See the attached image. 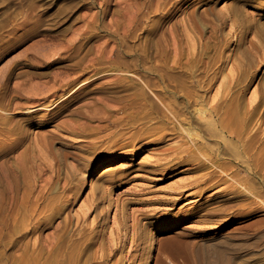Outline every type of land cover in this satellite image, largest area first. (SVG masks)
I'll use <instances>...</instances> for the list:
<instances>
[{
    "label": "rangeland",
    "instance_id": "obj_1",
    "mask_svg": "<svg viewBox=\"0 0 264 264\" xmlns=\"http://www.w3.org/2000/svg\"><path fill=\"white\" fill-rule=\"evenodd\" d=\"M263 20L264 0H0V264H52L64 257L69 263L62 264H146L154 238L151 264H264V162L252 159L264 153V111L237 140L206 119L198 122L195 105L182 125L168 107L187 103L183 85L195 89L187 65L204 78L215 69L228 73L237 81L235 93L241 91L242 109L252 106L256 93L263 99ZM256 129L257 141L249 143ZM186 145L194 153L184 159ZM176 155L179 163L164 170ZM183 188L175 204L145 200ZM125 218L129 225L122 228ZM137 220L150 221L147 241L134 232ZM66 227L70 256H50ZM118 230L128 234L126 242ZM172 238H181L189 255L185 249L171 256L163 243Z\"/></svg>",
    "mask_w": 264,
    "mask_h": 264
},
{
    "label": "bare ground",
    "instance_id": "obj_2",
    "mask_svg": "<svg viewBox=\"0 0 264 264\" xmlns=\"http://www.w3.org/2000/svg\"><path fill=\"white\" fill-rule=\"evenodd\" d=\"M245 3V2H244ZM248 3V2H247ZM250 3V2H249ZM238 6V5H237ZM234 8H236V7H234ZM239 8V7H238ZM246 8V7H245ZM242 10H243V8H242ZM234 11V10H233ZM240 10H238V12H239ZM242 12V11H241ZM234 13V12H233ZM236 13V12H235ZM234 13V14H235ZM241 14V13H240ZM239 14V15H240ZM246 15V14H245ZM223 18H224V16H223ZM228 18H230V17H228ZM259 19V18H258ZM254 20V19H253ZM264 21V20H263ZM251 22V21H250ZM255 22V21H254ZM259 22H260V20H259ZM258 22V23H259ZM254 24V23H253ZM261 24V23H260ZM263 24H264V22H263ZM250 25V24H249ZM258 25V24H257ZM244 27V26H243ZM247 27V26H246ZM255 27V26H254ZM256 27H259V25L258 26H256ZM255 27V28H256ZM250 28H251V26H250ZM253 28V27H252ZM251 28V29H252ZM244 32V31H243ZM257 32V31H256ZM243 34V33H242ZM240 35V34H239ZM244 35V34H243ZM257 35V34H256ZM241 37H242V35H241ZM244 39V38H243ZM260 39H262V38H260ZM214 40V39H213ZM216 41V40H215ZM215 41H213V42H215ZM235 41V40H234ZM252 41V40H251ZM263 41V40H262ZM222 42V41H221ZM243 42V41H242ZM256 42V41H255ZM240 43H241V41H240ZM260 43H261V41H260ZM213 44V43H212ZM217 45H218V42L216 43ZM243 44V43H242ZM249 44V43H248ZM262 44V43H261ZM252 46V45H251ZM206 47V46H205ZM212 47V46H211ZM213 47H214V44H213ZM217 47V46H216ZM241 47V46H240ZM254 47V46H253ZM256 47V46H255ZM258 47V46H257ZM260 47V46H259ZM215 50V49H214ZM246 50V49H245ZM259 50H261V49H259ZM181 51V50H180ZM219 51H220V49H219ZM262 51V50H261ZM169 52V51H168ZM182 52H183V50H182ZM214 52V51H213ZM244 52V51H243ZM254 52V51H253ZM148 53V52H147ZM193 54H195V52H193ZM200 54V52H198V54H197V58H198V56H200L199 55ZM206 54V53H205ZM220 54V53H219ZM260 54V53H259ZM258 54V55H259ZM201 55H203V54H201ZM221 55H222V53H221ZM218 56V54H217V51H216V56H214L215 58L218 56V58L220 57H222V56ZM234 55V54H233ZM254 55V54H253ZM257 55V54H256ZM263 55V54H262ZM194 55H192V57H193ZM226 56V55H225ZM255 56V55H254ZM191 57V58H192ZM213 57V58H214ZM249 57V56H248ZM251 57H252V52H251ZM256 57V56H255ZM259 57V56H258ZM191 58H190V60H191ZM196 58V59H197ZM200 58H202V57H200ZM214 58V59H215ZM219 58V59H220ZM229 59V58H228ZM257 59V58H256ZM256 59H255V62H256ZM259 59H260V57H259ZM188 60V59H187ZM185 61V62H188V61ZM201 60V59H200ZM224 60V59H223ZM216 61V60H215ZM217 61L219 62V60L217 59ZM251 61V60H250ZM260 61H261V59H260ZM169 62V61H168ZM184 62V61H183ZM185 62H184V64H185ZM190 62H192V60L190 61ZM204 62V61H203ZM244 62H246V61H244ZM182 63V62H181ZM195 63V62H194ZM193 63V64H194ZM197 63V62H196ZM216 63V62H215ZM215 63L214 64H212L213 66L215 65ZM247 63V62H246ZM249 63V62H248ZM200 64V63H199ZM207 64V63H206ZM223 64H224V62H223ZM181 65V64H180ZM186 65H187V63H186ZM191 65V64H190ZM202 65V64H201ZM200 65V66H201ZM218 65V64H217ZM249 65V64H248ZM191 66H194V67H189L188 65H187V68L186 67H184V68H186L185 70H184V72L185 73H187V74H189L191 77H196L197 78V76L198 77H200V75H197V76H195V73H196V71L199 69L198 67H195L196 65H191ZM198 66V65H197ZM199 66V67H200ZM244 66V65H243ZM254 66V65H253ZM179 67H181V66H179ZM216 67V66H215ZM214 67V68H215ZM221 67H222V65H221ZM239 67V66H238ZM247 67V66H246ZM135 68V67H134ZM133 68V69H134ZM159 68H160V66H159ZM204 68V67H203ZM205 68H206V66H205ZM213 68V67H212ZM213 68V69H214ZM230 68V67H229ZM253 68V67H252ZM178 69V68H177ZM176 69V70H177ZM210 69V67L208 68V70ZM224 69V68H223ZM226 69V68H225ZM224 69V70H225ZM230 69H232V68H230ZM247 69V68H246ZM148 70H150V69H148ZM166 70V69H165ZM205 70V69H204ZM211 71H212V69H210ZM209 70V71H210ZM217 69H215V70H213L210 74H207V78H204V77H206V76H204V77H200V78H194L193 80H192V83H193V85H194V87H195V89H196V91H195V89H193L192 90V88L189 86L190 84H188V86H184L183 85V83H182V85H183V87H182V89H186V91H184V95H186L187 96V98H188V101H187V103L185 104V105H183V106H181V107H179V106H176V105H173V106H168L169 107V110H170V113H172L171 115H173L174 117H177V123H179L180 125H182L187 119V117H186V109L188 108V107H191L192 105H195L194 107V114L196 113L198 116H196V118H198V122H201V121H204L205 122V120L204 119H206V123H207V125H208V127H212V129H216L217 131H223V132H225V134H227L228 136H230V138L231 139H237V140H241L242 139V135H244L243 133H244V131L246 130V129H249V128H247L249 125H252L254 122H257L259 119H262V117H263V111H264V103H263V99H264V97H263V99H262V97L260 98L259 97V99H258V95H257V93H256V95L255 96H257V99H255V98H253V99H255V101L253 102V104H252V106L251 107H247V109H244V107H243V109H242V106H243V101L241 100V97H242V95H240V93H241V91H240V89H239V93H235V87L238 85L236 82H234L233 81V78L228 74V73H223V71H221V73L220 72H218V71H216ZM151 71V70H150ZM203 72V71H202ZM207 72V71H206ZM226 72H227V70H226ZM242 72V71H241ZM244 72H247V70L246 71H244ZM181 73V72H180ZM185 73H184V75H185ZM248 73V72H247ZM133 74V73H132ZM147 74V73H146ZM186 74V75H187ZM201 74V73H200ZM206 74V73H205ZM244 74H246V73H244ZM134 75V74H133ZM186 75L184 76V77H186ZM243 75V74H242ZM241 75V76H242ZM248 75V74H247ZM246 75V76H247ZM168 76H170V75H168ZM254 76V75H253ZM136 77V76H135ZM189 77V76H188ZM244 77V76H243ZM190 78V77H189ZM188 78V79H189ZM171 80V79H170ZM246 80V79H245ZM248 80V79H247ZM146 81V80H145ZM240 81V80H239ZM85 82H87V81H85ZM85 82H82V83H80L79 85H81V84H84ZM187 83H188V81H186ZM147 83V82H146ZM240 83V82H239ZM250 83V82H249ZM248 83V84H249ZM147 84H149V83H147ZM156 84V83H155ZM250 85V84H249ZM248 85V86H249ZM129 86V85H128ZM132 86H134V85H132ZM135 86H136V84H135ZM192 86V85H191ZM264 86V85H263ZM158 87V86H157ZM216 87V90H215V92H214V94H212L211 96H208L207 95V92L209 91V90H213L214 88ZM245 87V86H244ZM77 88H78V86L76 87H73L69 92H68V95L69 94H71V93H73L74 91H76L77 90ZM128 88V87H127ZM180 88H181V86H180ZM247 88V87H246ZM141 89H143V88H141ZM136 90H138V89H136ZM150 90H152V88L150 89ZM242 90H244V89H242ZM263 90H264V88H263ZM144 91V90H143ZM237 91V90H236ZM135 92V91H134ZM147 93V92H146ZM209 93H211V92H209ZM144 94V93H143ZM164 94V93H163ZM242 94H244V93H242ZM255 94V93H254ZM264 94V93H263ZM65 95V94H64ZM158 95V94H157ZM169 95V94H168ZM159 96V95H158ZM163 96V95H162ZM182 96V95H181ZM62 97H63V95H62ZM66 97V96H65ZM68 97V96H67ZM166 97V96H165ZM247 97V96H246ZM245 97V98H246ZM161 98V97H160ZM163 98V97H162ZM184 98V97H183ZM159 99V98H158ZM242 99H243V97H242ZM160 100V99H159ZM164 101V100H163ZM169 101V100H168ZM247 101V100H246ZM60 102V101H59ZM134 102V101H133ZM132 102V103H133ZM138 102V101H137ZM141 102V101H140ZM207 102H209V104H208V106H206L207 105ZM249 102V101H248ZM251 102V103H252ZM135 103H136V101H135ZM143 103V102H142ZM166 103V102H165ZM171 104V103H170ZM103 105V104H102ZM166 105V104H165ZM50 106V105H49ZM105 106V105H104ZM248 106H250V105H248ZM143 107V106H142ZM48 108H50V107H48ZM135 108V107H134ZM133 108V109H134ZM149 108V107H148ZM158 108V107H157ZM160 108V107H159ZM35 109H36V107H35ZM78 109V108H77ZM96 109V108H95ZM109 109V108H108ZM168 109V108H167ZM32 110V109H31ZM34 110V109H33ZM146 110V109H145ZM150 110V109H149ZM147 111V110H146ZM190 111V110H189ZM76 112V111H75ZM130 112V111H129ZM148 112V111H147ZM80 113V112H79ZM150 113V112H149ZM86 115V114H85ZM143 115V114H142ZM152 115V114H151ZM182 115H184V117L182 118L181 116ZM173 117V118H174ZM179 117H181V119L179 118ZM103 118V117H102ZM108 118V117H107ZM192 118V117H191ZM3 119H4V117H3ZM9 119V118H8ZM138 119V118H137ZM150 119V118H149ZM189 119H190V117H189ZM153 120V119H152ZM6 121V120H5ZM17 121V120H16ZM142 121V120H141ZM191 121V120H190ZM4 122V121H3ZM3 122H2V124H3ZM163 122V121H162ZM195 123H197V121L195 122ZM7 124V123H6ZM105 124V123H104ZM131 124V123H130ZM155 124V123H154ZM178 124V125H179ZM190 124V123H189ZM201 124V123H200ZM204 124V123H203ZM255 124V123H254ZM11 125V124H10ZM127 125V124H126ZM143 125V124H142ZM159 125V124H158ZM14 126V125H13ZM18 126V125H17ZM129 126H131V125H129ZM147 126V125H146ZM193 125H191L190 126V128L192 127ZM203 126V125H202ZM204 126H205V124H204ZM203 126V127H204ZM253 126V125H252ZM254 126H256V124L254 125ZM261 126V125H260ZM74 127H76V126H74ZM127 127V126H126ZM151 127V126H150ZM258 127V126H257ZM133 128V127H132ZM189 128V129H190ZM259 128V127H258ZM77 129V128H76ZM87 129V128H86ZM154 129V128H153ZM173 129H176V127H174ZM184 129V128H183ZM251 129V128H250ZM260 129V128H259ZM261 129H262V127H261ZM5 130H6V128H5ZM181 130V129H180ZM209 130V132L211 131L210 129H208ZM215 130V131H216ZM141 131V130H140ZM169 131V130H168ZM178 131V130H177ZM176 131V132H177ZM191 131V130H190ZM195 131V130H194ZM219 131V132H220ZM248 131V130H247ZM250 131V130H249ZM252 131V130H251ZM257 129L255 130V132H254V135L253 136H255V137H251L252 139L251 140H247L249 143H253V142H256V141H254L255 139L254 138H256V134H258L259 135V132L257 133ZM86 132V131H85ZM183 132V131H182ZM189 132V131H188ZM193 131H191V132H189V134H191ZM206 132V131H205ZM218 132V133H219ZM223 132L221 133V134H223ZM13 133V132H12ZM187 133V132H186ZM194 134H195V132H193ZM192 133V134H193ZM248 133V132H247ZM249 133H251V132H249ZM262 133V132H261ZM211 134V133H210ZM246 134V133H245ZM264 134V133H263ZM137 135H138V133H137ZM196 135V134H195ZM200 135V134H199ZM199 135H197V137L198 138H200L201 137V135H200V137H199ZM213 135H214V133H213ZM257 135V136H258ZM21 136V135H20ZM54 136V135H53ZM122 136V135H121ZM135 136H136V134H135ZM203 136V135H202ZM205 136V135H204ZM219 136H220V134H219ZM222 136V135H221ZM246 136V135H245ZM55 137V136H54ZM75 137V136H74ZM109 137V136H108ZM182 137H184V136H182ZM189 137V136H188ZM223 137H224V135H223ZM246 137H248V136H246ZM262 137V136H261ZM264 137V136H263ZM42 138V137H41ZM50 138V137H49ZM60 138V137H59ZM76 138V137H75ZM119 138V137H118ZM117 138V139H118ZM142 138V137H141ZM179 138H181V137H179ZM185 138V137H184ZM222 138V137H221ZM225 138V137H224ZM197 139V138H196ZM244 139V138H243ZM254 139V140H253ZM259 139H260V136H259ZM11 140V139H10ZM100 140V139H99ZM130 140V139H129ZM132 140V139H131ZM225 140H227L226 138H225ZM245 140V139H244ZM263 140V139H262ZM141 141V140H140ZM177 141V140H176ZM196 141V140H195ZM97 142V141H96ZM136 142V141H135ZM178 142L180 143V141L178 140ZM233 142V141H232ZM237 142V141H236ZM246 142V141H245ZM247 142V143H248ZM262 142H264V141H262ZM103 143V142H102ZM124 143V142H123ZM176 143V142H175ZM174 143V144H175ZM178 143V144H179ZM184 143H186V142H184ZM193 143V142H192ZM259 143H260V140H259ZM9 144V143H8ZM11 144V143H10ZM199 144H200V141H199ZM222 144V143H221ZM225 144V143H224ZM234 144V143H233ZM241 144V143H240ZM256 144H258V142L256 143ZM49 145V144H48ZM95 145V144H94ZM97 145V144H96ZM175 145H177V144H175ZM207 145V144H206ZM244 145H246V143L244 144ZM249 145H252L253 147H254V145L253 144H249ZM249 145L248 146H246V147H248V149H249ZM262 146L264 145V144H261ZM14 146H16V145H14ZM43 146V145H42ZM187 146L188 145H186L185 146V148L187 149ZM208 146V145H207ZM235 146V145H234ZM251 146V147H252ZM43 147H45V146H43ZM49 146H47V148H48ZM97 147V146H96ZM169 147V146H168ZM177 147V146H176ZM197 147V146H196ZM199 147L200 146H198V149H199ZM210 147V146H209ZM236 147V146H235ZM240 148L241 146H237L236 148ZM258 147V146H257ZM261 147V146H260ZM33 148V147H32ZM46 148V147H45ZM44 148V149H45ZM94 148V147H93ZM99 148H101V146H99ZM121 148V147H120ZM201 148H202V146H201ZM201 148H200V150H201ZM204 148V147H203ZM202 148V149H203ZM211 148V147H210ZM213 149H214V147H212ZM235 148V149H236ZM255 148H256V146H255ZM254 148V149H255ZM259 148V147H258ZM262 148V147H261ZM19 149V148H18ZM27 149V148H26ZM109 149V148H108ZM116 149V148H115ZM185 149V150H186ZM193 149V147H189L188 146V149H187V153H186V156H183V157H185L184 159H186V157L188 156H192L193 155V151L194 150H192ZM206 149H208V148H205V154L207 153L208 154V152L206 151ZM223 149V148H222ZM250 149H252V148H250ZM253 149V152H255V150ZM86 150V149H85ZM90 150V149H89ZM94 150V149H93ZM114 150V149H113ZM179 150V149H178ZM200 150H198V151H200ZM209 151H210V149H208ZM239 149H237V151H238ZM49 151V150H48ZM52 151V150H51ZM125 151V150H124ZM214 151H217L216 149L214 150ZM241 151H243V149L241 150ZM256 151L258 152V150L256 149ZM260 151V150H259ZM262 151H263V149H262ZM9 152V151H8ZM73 152V151H72ZM85 152V151H84ZM200 152H202V151H200ZM230 152V151H229ZM7 153V152H6ZM43 153H45V150L43 151ZM42 153V154H43ZM71 153V152H70ZM167 153V152H166ZM198 153V152H197ZM196 153V154H197ZM203 153V152H202ZM220 153V152H219ZM245 153V152H244ZM46 154L47 153H45V156H46ZM66 154H68V153H66ZM65 154V155H66ZM73 154V153H72ZM185 154V153H184ZM198 154H201V153H198ZM230 154V153H229ZM243 154V153H242ZM247 154V153H246ZM246 154H244V156L246 155ZM251 154V153H250ZM255 154H256V152H255ZM12 155H14V154H12ZM27 155V154H26ZM56 155V154H55ZM178 155H179V153H178ZM178 155H176L171 161H169V162H167L166 163V166H164V167H162L164 170H167V169H169L171 166H172V164H175V163H179V161L182 159V158H180V156H178ZM213 155V154H212ZM220 155V154H219ZM233 155V154H232ZM6 156V155H5ZM24 156V155H23ZM29 156V155H28ZM43 156V155H42ZM80 156V155H79ZM78 156V157H79ZM164 156H166V155H164ZM172 156V155H171ZM190 156V157H191ZM194 156H195V154H194ZM197 156H199L200 157V155H197ZM206 156H208V155H206ZM204 157V158H207V157ZM236 156H237V154H236ZM18 157V156H17ZM21 157V156H20ZM40 157V156H39ZM47 157V156H46ZM73 157V156H72ZM189 157V158H190ZM201 157H202V155H201ZM213 157V156H212ZM211 157V158H212ZM45 158V157H44ZM57 158V157H56ZM217 158V157H216ZM218 158H219V156H218ZM217 158V159H218ZM223 158V157H222ZM240 158V157H239ZM248 158H249V155H248ZM251 158V157H250ZM42 159H43V157H42ZM47 159V158H46ZM46 159L44 160V162L46 161ZM159 159V158H158ZM156 160V161H159V160ZM162 159V158H161ZM167 159H168V157H167ZM194 158H192V160H193ZM196 159V158H195ZM198 159H201V158H197V160ZM214 159H215V157H214ZM221 159V158H220ZM252 159H253V161H254V163L255 162H257L258 164H260V166H262L261 165V163L262 162H264V153L263 152H261L260 151V156H259V152L254 156V154L252 153ZM6 160V159H5ZM35 160V159H34ZM52 160V159H51ZM90 160V159H89ZM152 160V159H151ZM154 160V159H153ZM166 160V159H165ZM169 160V159H168ZM210 160H212V161H214L213 159H210ZM249 160V159H248ZM36 161V160H35ZM55 161V160H54ZM65 161V160H64ZM209 161V160H208ZM216 161H218V160H216ZM215 161V162H216ZM221 161V160H220ZM219 161V162H220ZM224 161V160H223ZM243 161V160H242ZM241 161V162H242ZM25 162H27V161H25ZM47 162V161H46ZM215 162H214V164H215ZM222 162V161H221ZM251 162V161H250ZM15 163V162H14ZM28 163V162H27ZM31 163V162H30ZM40 163V162H39ZM149 163V162H148ZM151 163V162H150ZM217 163V162H216ZM256 163V165L258 166V164ZM32 164V163H31ZM42 164V163H41ZM48 164V163H47ZM196 164V163H195ZM222 164H224V163H222ZM221 164V165H222ZM243 164V163H242ZM251 164V163H250ZM39 165V164H38ZM71 166H72V164H70ZM79 165V164H78ZM179 165V164H178ZM200 165V164H199ZM202 165L203 166H205L206 165V162H203L202 163ZM219 165V164H218ZM229 165V164H228ZM227 165V166H228ZM252 165V164H251ZM29 166V165H28ZM40 166V165H39ZM74 166V165H73ZM72 166V167H73ZM76 166V165H75ZM74 166V167H75ZM89 166V165H88ZM177 166V165H176ZM201 166V165H200ZM199 166V167H200ZM215 166V165H214ZM220 166V165H219ZM236 166V165H235ZM253 166H255V165H253ZM260 166H259V168H260ZM174 167V166H173ZM78 168V167H77ZM83 168V167H82ZM187 168V167H186ZM189 168V167H188ZM197 168V167H196ZM202 168V167H201ZM216 168H218V167H216ZM262 168V167H261ZM21 169V168H20ZM32 169V168H31ZM35 169V168H34ZM110 168H108L107 170H109ZM184 169V168H183ZM219 169H220V167H219ZM227 169V168H226ZM250 169V168H249ZM254 169V168H253ZM255 169H257V168H255ZM262 169H264V168H262ZM11 170V169H10ZM47 170V169H46ZM75 170H76V168H75ZM83 170H85V169H83ZM222 170V169H221ZM224 170V169H223ZM222 170V171H223ZM240 170V169H239ZM18 171V170H17ZM30 171V170H29ZM59 171H60V169H59ZM58 171V172H59ZM140 171V170H139ZM214 171V170H213ZM241 171V170H240ZM253 171V170H252ZM261 171V170H260ZM64 172V171H63ZM73 172V171H72ZM77 172H79V171H77ZM235 172V171H234ZM238 172V171H237ZM250 172V171H249ZM262 172H264V170H262ZM261 172V174H264V173H262ZM15 173V172H14ZM41 173H43V172H41ZM106 173H108V171H104V173L102 172L101 174H100V176H102V174L104 175V174H106ZM211 173V172H210ZM215 173L216 172H214V175H215ZM236 173V172H235ZM255 173V172H254ZM260 173V172H259ZM32 174H33V172H32ZM35 174V173H34ZM36 174H37V172H36ZM44 174V173H43ZM46 174V173H45ZM55 174V173H54ZM165 174V173H164ZM221 174V173H220ZM244 174V173H243ZM69 175H70V172H69ZM75 175V174H74ZM213 175V174H212ZM224 175V174H223ZM235 175V174H234ZM260 175V174H259ZM62 176V175H61ZM72 176V173H71V175H70V177ZM145 176V175H144ZM207 176H208V173H207ZM206 176V177H207ZM217 176V175H216ZM241 176V175H240ZM37 177V176H36ZM68 177V176H67ZM121 177V176H120ZM210 176H208V178H209ZM213 177V176H212ZM215 177V176H214ZM263 177H264V175H263ZM64 178V177H63ZM72 178H74L73 176H72ZM76 178V177H75ZM81 178V177H80ZM160 178H162V177H158V179H160ZM241 178V177H240ZM45 179H47V178H45ZM58 179V178H57ZM62 179V178H61ZM60 179V180H61ZM66 179V178H65ZM77 179V178H76ZM86 179V178H85ZM84 179V180H85ZM206 179V178H205ZM216 179V178H215ZM214 179V180H215ZM255 179V178H254ZM25 180V179H24ZM28 180V179H27ZM70 180V179H69ZM72 180V179H71ZM83 180V179H82ZM212 180H213V178H212ZM221 180V179H220ZM253 180V179H252ZM53 181V180H52ZM81 181V180H80ZM160 180H156V182H159ZM191 181V180H190ZM73 182V181H72ZM71 182V183H72ZM75 182V181H74ZM77 182H79V180L77 181ZM84 181H82V183H83ZM186 182V181H185ZM16 183V182H15ZM32 183V182H31ZM209 183H210V181H209ZM28 184H30V183H28ZM36 184V183H35ZM58 184V183H57ZM69 184V183H68ZM67 184V185H68ZM242 184V183H241ZM27 185V184H26ZM70 185V184H69ZM82 185V184H81ZM105 185V184H104ZM179 185V184H178ZM23 186V185H22ZM25 186V185H24ZM48 186V185H47ZM58 186V185H57ZM71 186V185H70ZM112 186V185H111ZM72 187V186H71ZM188 187V186H187ZM186 187V188H187ZM26 188V187H25ZM42 188V187H41ZM44 188V187H43ZM74 188V187H73ZM114 188V187H113ZM180 188V187H179ZM186 188H183L182 190L181 189H175V191H174V195L171 197H168V198H157V199H145L146 200V202L147 201H149V202H155V201H160V202H168V203H177V202H179L181 199H182V195H183V193H182V191H184V190H186ZM256 188V187H255ZM65 189V188H64ZM76 189V188H75ZM80 189V188H79ZM92 189V188H91ZM155 189V188H154ZM33 190V189H32ZM51 190H52V188H51ZM113 190V189H112ZM151 190V189H150ZM257 190V189H256ZM56 191V190H55ZM78 191V190H77ZM91 191V190H90ZM93 191V190H92ZM147 191V190H146ZM259 191V190H258ZM8 192V191H7ZM23 192V191H22ZM29 192V191H28ZM37 192V191H36ZM39 192V191H38ZM76 192V191H75ZM94 192V191H93ZM185 192V191H184ZM252 192H254V191H252ZM63 193V192H62ZM65 193V192H64ZM80 193V192H79ZM90 193V192H89ZM255 193V192H254ZM49 194V193H48ZM61 194V193H60ZM67 194V193H66ZM77 194V193H76ZM95 194V193H94ZM104 194V193H103ZM189 194H192V193H188L187 195H189ZM18 195V194H17ZM29 195V194H28ZM33 195V194H32ZM26 196V195H25ZM69 196V195H68ZM88 196V195H87ZM161 196V195H160ZM185 196V195H184ZM3 197H4V195H3ZM28 197V196H27ZM36 197V196H35ZM51 197V196H50ZM70 197V196H69ZM74 197H75V195H74ZM113 197V196H112ZM154 197V196H153ZM163 197V196H162ZM58 198V197H57ZM56 198V200H58ZM17 199V198H16ZM19 199V198H18ZM17 199V200H18ZM41 199V198H40ZM91 199V198H90ZM141 199H144V198H141ZM28 200V199H27ZM27 200H26V202H27ZM68 200V199H67ZM76 200V199H75ZM40 201V200H39ZM63 201V200H62ZM92 201V200H91ZM116 201V200H115ZM138 201V200H137ZM141 201H143V200H141ZM23 202V201H22ZM21 202V203H22ZM35 202V201H34ZM33 202V203H34ZM58 202H59V200H58ZM64 202V201H63ZM67 202V201H66ZM98 202V201H97ZM118 202V201H117ZM18 203V202H17ZM24 203V202H23ZM32 203V204H33ZM36 203V202H35ZM68 203V202H67ZM75 203V202H74ZM46 204V203H45ZM13 205V204H12ZM18 205V204H17ZM37 205V204H36ZM43 205V204H42ZM50 205V204H49ZM89 205V204H88ZM5 206V205H4ZM15 206V205H14ZM53 206V205H52ZM51 206V207H52ZM61 206V205H60ZM89 206H91V205H89ZM33 207L35 208V205H33ZM44 207V206H43ZM171 207H172V205H171ZM170 207V208H171ZM20 208V207H19ZM25 208V207H24ZM37 208V207H36ZM45 208V207H44ZM59 208V207H58ZM83 208V207H82ZM18 209V208H17ZM57 209V208H56ZM91 209V208H90ZM38 210V209H37ZM44 210V209H43ZM12 211H14V210H12ZM20 211H21V209H20ZM32 211V210H31ZM35 211H36V209H35ZM24 212H25V210H24ZM23 212V213H24ZM27 212V211H26ZM33 212V211H32ZM43 212V211H42ZM9 213V212H8ZM12 213V212H11ZM14 213V212H13ZM12 213V214H13ZM36 213V212H35ZM50 213V212H49ZM90 213V212H89ZM71 214V213H70ZM87 214V213H86ZM85 214V215H86ZM27 215V214H26ZM82 215V214H81ZM152 214H149L148 215V219H151L153 216H151ZM161 215V214H160ZM14 216V215H13ZM52 216H54V214L53 215H46L44 218H46V220L48 219V217H52ZM156 216V215H155ZM35 217V216H34ZM57 217V216H56ZM7 218V217H6ZM9 218V217H8ZM13 218V217H12ZM124 218V217H123ZM42 219V218H41ZM4 220V219H3ZM34 220V219H33ZM44 220V219H43ZM139 220V219H138ZM138 220H137V222L135 221L134 222V232L135 233H137V237H140V238H143L144 240H145V238H146V235H147V232H148V229H147V227H148V224L150 223V221L148 220L147 222H145L144 224L140 221V223H138ZM24 221H26V220H24ZM23 221V222H24ZM37 221V220H36ZM178 221V220H177ZM54 222V221H53ZM91 222V221H90ZM14 223V222H13ZM12 223V224H13ZM15 223H16V221H15ZM48 223H50V221H48V222H44V223H41L40 222V227H46V225L48 226ZM81 223V222H80ZM122 224V228L123 227H127L128 225H129V223H128V221H127V218H125V219H123V221L121 222ZM135 223H136V226H135ZM20 224V223H19ZM18 224V225H19ZM28 224V223H27ZM37 224V223H36ZM17 225V224H16ZM91 225V224H90ZM38 227H39V225H37ZM118 226V225H117ZM8 227V226H7ZM19 227V226H18ZM20 227H22V226H20ZM24 227V226H23ZM38 227H37V229H38ZM34 228V227H33ZM67 228V229H66ZM66 228H64L63 229V234H61V236L59 237V239L57 238V241H55L54 242V246H52L49 250H48V253H49V255L50 256H59V255H63V254H65V255H68V256H70V249H65V245L67 246V244H65L64 243V241H63V238H65V236H68V233L70 232V231H68V227H66ZM79 228V227H78ZM124 228V229H125ZM162 228V227H161ZM13 229H14V226H13ZM87 229V228H86ZM93 229V228H92ZM118 229V228H117ZM121 229V228H120ZM169 229V227L168 226H165L163 229H162V231H165V230H168ZM105 230V229H104ZM133 230V229H132ZM10 231V230H9ZM22 231H24V230H22ZM21 231V232H22ZM73 231V230H72ZM115 232V231H114ZM121 231L120 230H118V236L117 235H115V236H117V237H119L120 238V240L121 239H123L125 242L127 241V239H128V234H126V236L125 237H121L122 235H121V233H120ZM123 232V231H122ZM91 233V232H90ZM108 233V232H107ZM12 234V233H11ZM26 234H28V233H26ZM25 234V235H26ZM83 234V233H82ZM92 234V233H91ZM115 234V233H114ZM125 234V233H124ZM64 236V237H63ZM78 236H80V235H78ZM133 236V235H132ZM23 237V236H22ZM31 237V236H30ZM81 237V236H80ZM86 237V236H85ZM150 236H148L147 235V238H149ZM67 238H70V240L71 239H73L72 237H67ZM66 238V239H67ZM84 238V237H83ZM104 238V237H103ZM147 238H146V241H147ZM151 238V237H150ZM43 239V238H42ZM88 239V238H87ZM153 239V238H152ZM155 239V238H154ZM154 239L152 240V243L150 244L149 243V247H147L148 249V251H146V252H148L147 253V256H148V260H147V263L146 264H151V259H152V256H153V254H154V252H155V250H156V245H155V241H154ZM36 240V239H35ZM81 240V239H80ZM85 240V239H84ZM97 241V240H96ZM107 241H109V240H107ZM150 241V240H149ZM20 242V241H19ZM37 242V241H36ZM53 242V241H52ZM94 242V241H93ZM115 242V241H114ZM119 242H121V241H119ZM145 242V241H144ZM158 242V241H157ZM183 240L181 239V238H172V239H170V240H166L165 241V243H163V247L165 248V250H167V251H169L170 252V255L172 254L173 256H177L178 254H181V253H183V252H185V249H186V251L188 250L187 249V247L185 246V245H183ZM41 243V242H40ZM46 243V242H45ZM56 243V244H55ZM77 243H78V241H77ZM80 243V242H79ZM92 242H88V246H86V248H85V250L86 249H89V248H91L92 247V244H91ZM102 243H104V242H102L101 241V244ZM107 243V242H106ZM116 243V242H115ZM114 243V244H115ZM146 243H148V242H146ZM83 244V243H82ZM81 244V245H82ZM81 245H80V247H81ZM85 244H83V246H84ZM104 245V244H103ZM124 245V244H123ZM138 245V244H137ZM34 246L35 245H33V248H34ZM69 246V245H68ZM91 246V247H90ZM95 246V245H94ZM110 246V245H109ZM116 246V245H115ZM127 246V245H126ZM50 247V246H49ZM48 248V247H47ZM83 248V247H82ZM100 248H102L103 249V247H100ZM120 249V248H119ZM123 249V248H122ZM25 250V249H24ZM29 250V249H28ZM78 250V249H77ZM31 251H32V249H31ZM33 251H35V250H33ZM84 251V250H83ZM88 251V250H87ZM100 251V250H99ZM103 251H107L106 249H105V247H104V250ZM23 252H25V251H23ZM39 252V253H38ZM38 252H36L38 255H42L43 253L42 252H44L43 250L41 251H38ZM32 253V252H31ZM81 253V252H80ZM110 253H112V252H110ZM145 253V252H144ZM186 253V252H185ZM187 253H188V255H189V252L187 251ZM27 254H29V253H27ZM34 254V253H33ZM33 254H31L32 256H33ZM45 254V253H44ZM73 254V253H72ZM99 254V253H98ZM177 254V255H176ZM30 255V254H29ZM28 255V256H29ZM97 255V254H96ZM102 255H106L105 253L104 254H102ZM101 255V256H102ZM124 255V254H123ZM139 255V254H138ZM171 255V256H172ZM27 256V255H26ZM122 256V255H121ZM46 258H47V256H46ZM52 259V258H51ZM74 259V258H73ZM40 260V259H39ZM48 260V259H47ZM60 260V259H59ZM58 259H56V260H53L51 263L52 264H62V262L65 260L66 262H68L67 260V258L65 259V257H64V260L62 259L61 261H59ZM81 260V259H80ZM50 261V260H49ZM78 261V260H77ZM44 263V262H43ZM47 263V262H46ZM50 263V262H49ZM64 263V262H63ZM69 263V262H68ZM45 264V263H44ZM48 264V263H47Z\"/></svg>",
    "mask_w": 264,
    "mask_h": 264
}]
</instances>
